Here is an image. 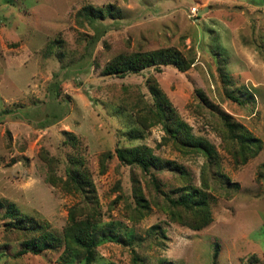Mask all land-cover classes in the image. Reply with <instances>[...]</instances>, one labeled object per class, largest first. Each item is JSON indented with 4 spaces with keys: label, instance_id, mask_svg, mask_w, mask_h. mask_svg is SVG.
<instances>
[{
    "label": "rangeland",
    "instance_id": "1",
    "mask_svg": "<svg viewBox=\"0 0 264 264\" xmlns=\"http://www.w3.org/2000/svg\"><path fill=\"white\" fill-rule=\"evenodd\" d=\"M107 4L121 15L93 23L77 16L85 5ZM163 47L178 49L190 67L102 72L119 53ZM220 69L230 76L228 88L249 90L253 101L228 98ZM151 78L191 132L214 146L217 165L164 143L161 124L137 123L152 103ZM219 112L260 140L254 157L235 161ZM134 126L142 137L128 136ZM139 144L183 165L188 182L208 193V225L193 230L172 218L167 198L185 184L175 172L144 173L118 160L117 146ZM69 157L82 160L101 215L91 264H264V0H0V202L61 233L82 195L46 178L51 170L65 179ZM133 180L149 205L139 218L131 212ZM3 210L0 264H83L61 247L18 254L24 239L5 224ZM153 225L160 227L156 235Z\"/></svg>",
    "mask_w": 264,
    "mask_h": 264
},
{
    "label": "trees",
    "instance_id": "2",
    "mask_svg": "<svg viewBox=\"0 0 264 264\" xmlns=\"http://www.w3.org/2000/svg\"><path fill=\"white\" fill-rule=\"evenodd\" d=\"M121 15L119 8L113 4L104 7L85 5L78 12V17H84L90 23L96 19L106 16L118 18ZM95 37H99L100 31ZM188 60L178 49L174 47H163L154 50L134 51L130 53H119L112 57L103 67L105 75H124L128 72L137 73L148 67H159L161 65H172L180 71L190 67ZM222 81L225 84V94L228 98L239 102L247 103L253 101V95L249 90L238 89L237 92L228 88L230 76L220 69ZM149 92L152 96V103L146 108L144 114L137 116V123L144 128L154 124H161L165 135L162 138L164 143L171 142L176 149L182 153H201L209 164H218V154L214 146L205 139L195 136L190 126L185 123L177 114L170 101L159 88L156 81L148 80ZM200 99L207 103L201 90H196ZM220 118L225 127L226 138L232 142V156L238 163H244L248 158L254 157L260 147L258 138L249 133L239 122L232 120L225 112H219ZM142 129L134 126L129 131L131 139L142 137ZM68 141L75 144V136L69 134ZM118 160L129 166H137L142 172H149L154 169H168L175 172L185 184L177 188L176 196H168L169 204L175 208L171 216L175 221L193 229L199 230L208 225L211 221L210 196L202 189L193 186L190 182L189 171L181 164L172 160H165L153 154L150 147L139 144L130 147L117 146L114 149ZM52 161L48 160L49 169ZM264 169V163L262 164ZM101 172L104 171V163L101 160ZM65 179L58 178L51 170L48 171L47 181L52 185L59 186L66 191H75L82 195V201L70 208L67 224L61 233L51 230L45 221L22 214L13 203L0 202L3 208L2 216L6 219L5 224L9 229H15L16 233L24 239L18 254L32 252L41 253L45 250L63 248L65 257H77L83 259V264H91L96 258L95 227L101 222V215L97 205V198L94 184L83 167L82 160L77 157H69L65 166ZM134 181V180H133ZM153 186L159 188V182L155 177L151 178ZM133 200L135 202L131 212L132 218H139L149 211V205L144 198L140 186L134 181ZM160 227L153 225L151 231L156 235ZM129 243V242H128ZM218 254L216 245L213 257ZM137 256L134 255V260ZM114 264V263H107Z\"/></svg>",
    "mask_w": 264,
    "mask_h": 264
},
{
    "label": "built area",
    "instance_id": "3",
    "mask_svg": "<svg viewBox=\"0 0 264 264\" xmlns=\"http://www.w3.org/2000/svg\"><path fill=\"white\" fill-rule=\"evenodd\" d=\"M196 11H197L196 7H192V13H193L194 15L196 14Z\"/></svg>",
    "mask_w": 264,
    "mask_h": 264
},
{
    "label": "water",
    "instance_id": "4",
    "mask_svg": "<svg viewBox=\"0 0 264 264\" xmlns=\"http://www.w3.org/2000/svg\"><path fill=\"white\" fill-rule=\"evenodd\" d=\"M202 11L199 12V14H201Z\"/></svg>",
    "mask_w": 264,
    "mask_h": 264
}]
</instances>
